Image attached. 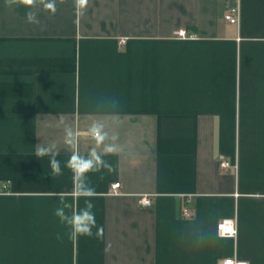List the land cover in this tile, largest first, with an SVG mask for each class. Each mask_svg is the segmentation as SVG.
Wrapping results in <instances>:
<instances>
[{
  "label": "crops",
  "instance_id": "0c3cea01",
  "mask_svg": "<svg viewBox=\"0 0 264 264\" xmlns=\"http://www.w3.org/2000/svg\"><path fill=\"white\" fill-rule=\"evenodd\" d=\"M28 10L0 0V264H264V0H56L39 24ZM93 123L119 149L87 176L103 236L73 241L55 215L73 188L64 130L86 155ZM37 144H56L62 175Z\"/></svg>",
  "mask_w": 264,
  "mask_h": 264
},
{
  "label": "clouds",
  "instance_id": "9594fccd",
  "mask_svg": "<svg viewBox=\"0 0 264 264\" xmlns=\"http://www.w3.org/2000/svg\"><path fill=\"white\" fill-rule=\"evenodd\" d=\"M5 5L9 8L15 6H23L29 9L25 13L26 22L29 24H39L37 13L34 11L36 7L42 8L50 13L56 12V0H4ZM88 0H75V6L79 14L83 13V9L87 5ZM65 135L63 143L70 150L71 155L65 163V167L72 173L73 188L70 193L59 194L63 207L57 208L55 215L60 218L62 223L67 224L71 228L70 238L75 241L80 236L91 237L93 235V228H96L95 235L99 238L103 236V228L96 225L95 213L92 211L94 205L91 199L95 197L96 191L87 182L89 173L101 172L102 169H107L109 172L113 171L110 164L104 160V156L108 154H115L118 152L119 139L118 133H113L109 140L108 133L104 131V126L100 123H93L88 129L90 138L95 142V146L88 150L87 154H81L79 148V137L71 128H65ZM56 144L42 145L37 144L35 156L42 158L49 157L50 167L55 175H62L61 162L56 159L59 154L56 150ZM102 148L101 151H97ZM102 178V177H101ZM68 197L85 199L83 208L72 209V206L65 201ZM66 209L70 210V214L66 213Z\"/></svg>",
  "mask_w": 264,
  "mask_h": 264
},
{
  "label": "built area",
  "instance_id": "2783aa9c",
  "mask_svg": "<svg viewBox=\"0 0 264 264\" xmlns=\"http://www.w3.org/2000/svg\"><path fill=\"white\" fill-rule=\"evenodd\" d=\"M224 19L231 23V24H237L239 22V9L238 7H231L228 8L227 11L224 14ZM175 36L180 38H185L186 32L184 30H178L175 32ZM219 166L221 168H226L229 166V163L224 161L223 159H220ZM120 186V183H114L111 185V192L116 194L118 191V188ZM139 205L141 207H148L150 206V200L146 196H142L139 198L138 201ZM185 214H187V210H184ZM217 235L219 237H229L233 238L236 235V227L235 222L232 218H224L222 219L216 226ZM218 264H247L245 261L239 260L235 257L232 258H224L218 260Z\"/></svg>",
  "mask_w": 264,
  "mask_h": 264
}]
</instances>
